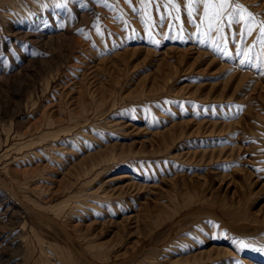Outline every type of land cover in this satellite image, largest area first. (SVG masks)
Listing matches in <instances>:
<instances>
[{
    "label": "rangeland",
    "instance_id": "obj_1",
    "mask_svg": "<svg viewBox=\"0 0 264 264\" xmlns=\"http://www.w3.org/2000/svg\"><path fill=\"white\" fill-rule=\"evenodd\" d=\"M177 2L0 0V264H264L256 32L222 57Z\"/></svg>",
    "mask_w": 264,
    "mask_h": 264
},
{
    "label": "snow or ice",
    "instance_id": "obj_2",
    "mask_svg": "<svg viewBox=\"0 0 264 264\" xmlns=\"http://www.w3.org/2000/svg\"><path fill=\"white\" fill-rule=\"evenodd\" d=\"M106 4V0H102ZM129 6H132V0H125ZM140 3L144 5V9L140 14L147 16V20H144L145 27L151 31L152 28L156 27V23L151 15V7L155 5V10L160 13L161 7L164 9V13L160 14V20L163 21L167 17H171L174 20H180L181 5L177 0H163L161 4L159 0H140ZM202 9V11H201ZM184 12L187 13L189 22H194V16L200 14V24L196 25L197 33L202 37H205L209 42L211 50L222 56L231 59V53L228 51L227 44L229 41V35L225 32V29H231L233 25H240L241 30L238 34L231 36L233 43L237 42V36L239 40L243 42L248 36H251L253 32H256V39L252 47L242 50L237 49L236 55H244V59L240 61L241 65L248 63L252 67L264 68V64H254L253 61V47L259 46V55H264V20H257L254 13L248 10L244 5L240 4L238 0H185L183 5ZM134 12L140 11L133 8ZM173 13H176L173 16ZM203 25V29L201 28ZM181 31L183 29L181 28ZM215 33V38L212 34ZM182 39L181 36L175 37ZM155 42V41H154ZM201 43H205V40H201ZM239 108V106H237ZM239 115V112L236 113ZM264 171V170H262ZM239 246V250L251 247L250 244L243 240L236 242ZM254 251L264 252V247L253 249ZM238 264V262H237Z\"/></svg>",
    "mask_w": 264,
    "mask_h": 264
}]
</instances>
